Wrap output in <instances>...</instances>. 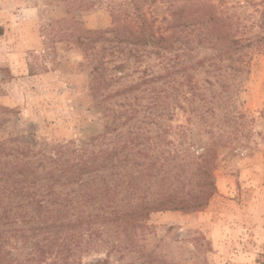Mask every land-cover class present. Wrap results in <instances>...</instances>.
<instances>
[{
	"label": "rangeland",
	"instance_id": "1",
	"mask_svg": "<svg viewBox=\"0 0 264 264\" xmlns=\"http://www.w3.org/2000/svg\"><path fill=\"white\" fill-rule=\"evenodd\" d=\"M197 3L212 5L229 34L191 39L167 68L155 53L114 57L98 38L113 14L137 20L131 0H0L1 161L50 155L57 144L69 153L131 138L139 140L133 151L215 152V191L205 207L153 212L143 228L109 222L81 264H264V0H144L141 12L168 34ZM232 38L239 48L228 47Z\"/></svg>",
	"mask_w": 264,
	"mask_h": 264
},
{
	"label": "trees",
	"instance_id": "2",
	"mask_svg": "<svg viewBox=\"0 0 264 264\" xmlns=\"http://www.w3.org/2000/svg\"><path fill=\"white\" fill-rule=\"evenodd\" d=\"M131 2L136 21L121 23L113 14L112 26L99 32L98 38L109 42L106 48L114 57L125 54L124 50L135 60L143 53H155L168 68L172 66L170 61H180L181 52L187 53L191 39L198 43L204 39L224 40L229 34L219 30L217 15L209 4L197 3L187 9V22L177 21L180 28L166 34L157 32L141 12L144 0ZM2 31L0 26V35ZM186 31H192L193 38L183 35ZM239 44L238 38H232L228 47L239 48ZM165 52L171 54L165 56ZM99 69L92 67L94 80ZM192 87L189 91L196 95ZM180 91L186 97V91ZM138 143V139L131 138L119 146L98 149L85 144L69 153L67 144H57L50 155L10 153L12 158L0 160V264H81L82 252H88L92 236L104 232L109 222L132 219L135 226L143 228L153 212H189L207 205L215 191V152L203 148L179 158L172 151L167 155L148 149L133 151ZM2 146L0 158L7 154H1ZM177 159L181 164H174ZM55 184L69 187L56 190ZM106 262V258H99L88 264Z\"/></svg>",
	"mask_w": 264,
	"mask_h": 264
}]
</instances>
